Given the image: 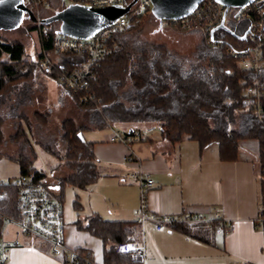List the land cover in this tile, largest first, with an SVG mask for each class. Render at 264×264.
Returning <instances> with one entry per match:
<instances>
[{
  "label": "trees",
  "instance_id": "16d2710c",
  "mask_svg": "<svg viewBox=\"0 0 264 264\" xmlns=\"http://www.w3.org/2000/svg\"><path fill=\"white\" fill-rule=\"evenodd\" d=\"M53 1L59 0H47L48 6L43 9L51 7ZM59 8L65 7L61 5ZM36 16L41 19L39 14ZM149 18H153L151 13L131 17L126 31L106 41V54L93 70L90 90L94 98L85 105L78 102L79 95L66 91L56 79L63 69H73L80 57L59 56L58 66L49 74L44 75L41 69L43 56L53 52L52 41L59 23L29 25V34L36 32L38 37L39 52L35 59L28 57L21 41L0 37V146L7 142L15 146L11 153L0 152V157L16 163L20 168L19 175L32 173L37 179L46 181L45 175L32 165L36 158L33 144L54 155L60 162L56 171L61 166L64 168L55 183L62 201L65 185L82 190L100 178L94 142L84 139L86 131L115 126L127 136H132V132L144 135L145 131L156 127L161 138L169 144L191 140L199 145L200 151L216 145L218 157L224 162L237 160L241 143L247 141L255 143L258 148L256 158L263 199L264 96L259 98V118L246 88L256 80L264 82V69L257 74L242 70L234 59L226 55L225 48L213 50L203 40L201 47L183 56L162 43L156 45L140 43L139 38L129 41L118 38L119 34H138ZM224 40L227 45L234 42L230 34H225ZM40 76L61 87L59 103L68 98L77 109L75 120H61L58 140L46 136L48 110L45 113L35 110L31 115L27 110L35 102L36 90L42 83ZM5 125L13 128V132L7 135V141L3 137ZM58 143L61 151L56 149ZM13 181L0 182V215L16 218ZM76 225L78 230L101 241L103 264H133L128 255L120 253L117 247L131 242L139 226L137 220H103L93 213L85 224L78 221ZM3 226L0 217V232ZM178 231L202 243H207L212 235L207 225L200 224L181 225Z\"/></svg>",
  "mask_w": 264,
  "mask_h": 264
},
{
  "label": "crops",
  "instance_id": "0c3cea01",
  "mask_svg": "<svg viewBox=\"0 0 264 264\" xmlns=\"http://www.w3.org/2000/svg\"><path fill=\"white\" fill-rule=\"evenodd\" d=\"M154 24L157 29L160 27L158 21ZM143 134L142 141L129 145L111 142L112 135L108 134L88 140L94 142L100 178L88 188L76 190L77 217L69 224L64 221L65 244L89 250L92 259L102 263L101 241L78 230L76 222L85 224L93 213L103 220L135 222L140 190L132 175L138 174L153 181L146 197L148 212L163 217L183 210L206 216L215 211L232 223L234 230L223 235V247L219 248L213 242L217 233L207 224L212 235L207 243H202L178 230L157 232L151 222H144L137 232L142 233L144 259L149 264L165 260L171 264H230L222 259L227 254L241 258L237 264H264V229L255 224L264 201L259 186L257 145L241 143L238 159L224 162L218 157L216 145L200 151L191 140L169 144L156 127ZM19 173L18 165L0 157V182L13 180ZM53 187L57 190L56 185ZM35 241L20 239L17 246L10 248L7 264H60L45 243Z\"/></svg>",
  "mask_w": 264,
  "mask_h": 264
},
{
  "label": "built area",
  "instance_id": "2783aa9c",
  "mask_svg": "<svg viewBox=\"0 0 264 264\" xmlns=\"http://www.w3.org/2000/svg\"><path fill=\"white\" fill-rule=\"evenodd\" d=\"M69 6L71 4L102 8L127 7L134 0H59ZM23 4L34 15L40 9L48 6L47 0H23ZM64 5V7H66ZM150 0H135L127 14L115 19V22L101 27L87 39L70 38L55 34L52 41L51 54H45L40 62L43 74H49L57 65L58 57L78 56L81 60L71 70L63 69L57 76V82L66 91L79 95L78 102L82 105L92 101L94 96L90 90L93 70L100 64L106 54V41L117 33L129 28L130 18L137 15L151 13ZM38 19V16H36ZM160 27L178 33L197 32L201 34L203 43L215 50L225 48L226 55L237 62L242 70H249L257 74L264 69L262 50L264 49V0H252L251 3L239 7H226L213 0H201L199 5L186 16L171 20H157ZM45 33V32H44ZM225 34H230L234 42L227 45ZM37 35V33H36ZM64 65V64H63ZM246 94L253 98V109L260 118L261 106L259 98L264 96V82L257 80L246 88ZM127 136L122 132L114 133L111 142H121L129 145L139 142L143 135L132 132ZM264 172V169H263ZM139 190V207L137 223L151 222L155 231H177L178 226L209 225L216 233L224 236L231 234L233 225L226 222L215 211L210 216L199 212L183 210L175 216H157L148 212L147 192L153 181L149 177L134 174ZM264 180V175L262 177ZM16 194V218L0 217L4 225L10 223L16 226L14 239L4 237V226L0 232V264H7L9 250L19 243V238L26 236L37 239L48 246L50 255L57 258L60 264H103L92 259L89 251L73 249L65 244L63 207L59 193L52 183L39 180L35 174H20L13 179ZM255 224L264 229V201L257 212ZM120 253L128 255L133 264H145V249L139 241H132L117 247ZM124 264V263H122Z\"/></svg>",
  "mask_w": 264,
  "mask_h": 264
},
{
  "label": "rangeland",
  "instance_id": "374dc122",
  "mask_svg": "<svg viewBox=\"0 0 264 264\" xmlns=\"http://www.w3.org/2000/svg\"><path fill=\"white\" fill-rule=\"evenodd\" d=\"M61 5L66 6V4H64L61 1L60 2L53 1L51 7L40 10L38 14L41 19L43 17H49L53 15L57 9L60 10L61 8H59V6ZM154 22H156V19L149 18V20L143 24L141 31L138 34L136 33L119 34L118 38H121L123 41H129L131 39L137 40L139 38L140 43L147 42L156 45H158V43L159 44L162 43L166 47H168L171 51H174L175 53L183 56H187L191 52L195 51L197 47H201V43H202L201 34L197 32H186L185 34L178 33V32H174L173 30L171 31L169 29L160 28L159 26L157 29ZM31 24H33V22L23 20L21 24L18 27H16L14 30L1 29L0 37L7 40L21 41L24 44V48L25 51L27 52L28 57L35 59L36 55L39 52L38 37L36 36V32H30L29 34L28 27ZM39 79L41 80L42 83L41 85H38V90H36L35 102L32 105V107H28L27 110L30 115L32 111L35 110L39 111L40 113H45L46 110H48L49 114L47 117L48 123L46 125V136H51V137L53 136L56 137V139L58 140L59 137L58 135L61 132L60 129L62 122L61 120L66 118L75 120V117L77 115V109L76 107L73 106V104L70 102L68 98H64L63 102L62 101L60 103L58 102L62 90L61 87L56 82L46 77L44 78L43 76H40ZM12 132H13V128L10 125L8 126L5 125L3 127L4 141L8 140L7 135ZM118 132H119V127L109 126L107 128H104V130H100V131L98 130L86 131L83 133V135H84V139L88 141L92 138H102L107 134L113 136L114 133H118ZM33 148L34 151L36 152V158L32 165L45 175L48 184L52 183L55 185L57 177L60 176V173H63L64 168L61 166V168L57 172L56 168L60 165L59 160L54 155L50 153H46L45 151L41 150L38 147V145L35 143L33 144ZM56 149L58 151H61L59 143L56 146ZM14 150H15V146L9 144V142H7L5 146H0V152L3 154L11 153ZM6 181H8V179ZM77 191L76 189L72 188L69 185H65L63 187V191H62L63 221H65V223L67 224L72 223V221H74L77 217L76 209L78 208H76L75 206L76 203L78 202V199L76 197ZM16 231H17L16 226L10 223L4 225V237L6 239L8 238L9 235L12 236ZM20 239L21 242L23 240H30V241L35 240L33 238H28L26 236H22ZM132 239L134 241H139L141 243L142 233L140 231L136 232V235H134ZM36 241L38 240L36 239ZM222 241H223V234L217 233L214 236L213 242H215V244H217L219 248H222L223 247ZM238 258H235L232 254H227L222 257V259L225 262L230 264H237V261L241 259ZM144 261L145 264H149V261L146 258L144 259ZM161 264H171V263L168 260H165V261H161Z\"/></svg>",
  "mask_w": 264,
  "mask_h": 264
},
{
  "label": "water",
  "instance_id": "95a60500",
  "mask_svg": "<svg viewBox=\"0 0 264 264\" xmlns=\"http://www.w3.org/2000/svg\"><path fill=\"white\" fill-rule=\"evenodd\" d=\"M201 0H150L152 5L151 14L153 19L171 20L181 18L193 11ZM226 7L245 6L252 0H213ZM135 2L128 3L127 7H102L92 8L78 5H69L58 10L49 17L37 19L34 13L27 9L23 0H0V30H14L23 20L33 23L51 24L59 23L57 34L70 38L87 39L92 34L115 22V19L128 13L130 7ZM56 188V187H55Z\"/></svg>",
  "mask_w": 264,
  "mask_h": 264
},
{
  "label": "flooded vegetation",
  "instance_id": "af4514ba",
  "mask_svg": "<svg viewBox=\"0 0 264 264\" xmlns=\"http://www.w3.org/2000/svg\"><path fill=\"white\" fill-rule=\"evenodd\" d=\"M26 21H28V20L26 19Z\"/></svg>",
  "mask_w": 264,
  "mask_h": 264
}]
</instances>
